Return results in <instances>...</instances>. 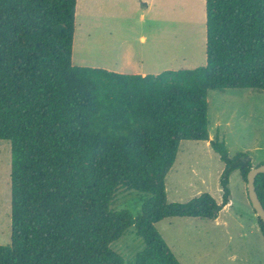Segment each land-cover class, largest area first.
Returning a JSON list of instances; mask_svg holds the SVG:
<instances>
[{"label": "trees", "instance_id": "trees-1", "mask_svg": "<svg viewBox=\"0 0 264 264\" xmlns=\"http://www.w3.org/2000/svg\"><path fill=\"white\" fill-rule=\"evenodd\" d=\"M76 5L0 0V140L10 144L0 264H124L110 245L130 227L144 243L134 264H180L156 224L215 220L229 175L246 183L253 165L209 142L224 165L220 204L208 193L169 203L164 180L181 141H209L207 92L264 93V0H204L203 65L146 75L75 65ZM254 187L264 209V174ZM118 188L151 195L140 215L110 208Z\"/></svg>", "mask_w": 264, "mask_h": 264}, {"label": "rangeland", "instance_id": "rangeland-1", "mask_svg": "<svg viewBox=\"0 0 264 264\" xmlns=\"http://www.w3.org/2000/svg\"><path fill=\"white\" fill-rule=\"evenodd\" d=\"M204 15V0H77L73 63L140 75L197 68L205 57ZM207 124L210 141L224 142L230 157L242 152L253 167L264 163L263 92H207ZM206 142H180L164 180L169 203L203 193L222 202L218 186L224 165ZM227 187L233 205L224 206L216 220L167 218L156 224L180 264H264V240L238 171L229 175ZM150 197L118 188L110 208L135 217ZM9 244L10 144L0 140V246ZM110 248L124 264H134L144 243L130 227Z\"/></svg>", "mask_w": 264, "mask_h": 264}, {"label": "water", "instance_id": "water-1", "mask_svg": "<svg viewBox=\"0 0 264 264\" xmlns=\"http://www.w3.org/2000/svg\"><path fill=\"white\" fill-rule=\"evenodd\" d=\"M258 174H264V164L258 165L256 167H253L246 176V190H247V197L249 200V203L252 207V210L254 211L256 217L260 219V221L264 225V209L257 197V194L255 192L254 187V181L255 177Z\"/></svg>", "mask_w": 264, "mask_h": 264}, {"label": "crops", "instance_id": "crops-1", "mask_svg": "<svg viewBox=\"0 0 264 264\" xmlns=\"http://www.w3.org/2000/svg\"><path fill=\"white\" fill-rule=\"evenodd\" d=\"M144 2H146V1H144ZM148 4H147V2L146 3H143L142 2V7L143 8H145L146 6H147ZM205 16V15H204ZM145 39H144V37L143 36H141L140 37V41H144ZM100 68V67H99ZM103 68V67H102ZM104 69H106V68H104ZM108 70V69H107ZM109 71H111V70H109ZM114 72H117V71H114ZM120 73H123V72H120ZM128 74V73H127ZM211 140V138H209V141ZM209 141H207L206 142V145H209ZM210 146V145H209ZM218 191H219V193L220 194H222V191L220 192V190H221V188H220V186H218ZM215 199H219V198H215ZM216 201V200H215ZM217 202V201H216ZM217 203H219V202H217ZM233 205V201H232V198L231 197H229V202H228V204L225 206V208H229V207H231ZM248 206L250 207V211H251V213L253 214V216H256L255 215V213H254V211L252 210V207H251V205H250V203L248 204ZM217 219V218H216ZM215 219V220H216ZM257 229L259 230V227H257ZM259 232H260V230H259ZM261 234V233H260Z\"/></svg>", "mask_w": 264, "mask_h": 264}]
</instances>
